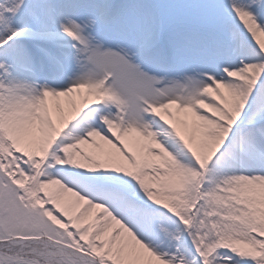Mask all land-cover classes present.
<instances>
[{
  "label": "snow or ice",
  "instance_id": "snow-or-ice-1",
  "mask_svg": "<svg viewBox=\"0 0 264 264\" xmlns=\"http://www.w3.org/2000/svg\"><path fill=\"white\" fill-rule=\"evenodd\" d=\"M0 264H264V0H0Z\"/></svg>",
  "mask_w": 264,
  "mask_h": 264
}]
</instances>
